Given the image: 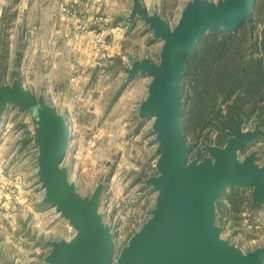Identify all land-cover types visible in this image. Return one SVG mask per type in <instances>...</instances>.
Segmentation results:
<instances>
[{"label": "rangeland", "instance_id": "1", "mask_svg": "<svg viewBox=\"0 0 264 264\" xmlns=\"http://www.w3.org/2000/svg\"><path fill=\"white\" fill-rule=\"evenodd\" d=\"M143 1L149 13L161 14L174 27L185 5L193 0ZM4 12L5 7L0 17V83L10 85L17 78L63 115L71 135L62 162L68 179L82 197H90L103 185L102 221L116 243L127 244L154 208L157 191L145 180L157 174L158 160L154 118L139 115L151 78L133 77L127 70L144 58L158 63L163 42L153 38L147 24L135 19L126 27L119 49L97 56L74 72L69 64H62L56 76L45 82L36 62L22 63L18 56L21 34L3 20ZM256 123H244L243 129L251 130ZM38 135L28 114L9 107L0 133V264H41L50 251L48 241L65 239L72 245L77 236L66 219L42 203L44 193L36 175ZM191 142L196 144L187 153L189 161L208 156L206 146L214 145L186 139ZM251 153L257 155L258 166L264 165V136L253 139L238 159ZM245 195L252 196V189L247 188ZM243 206L226 223L218 224L217 218L216 223L220 237L247 254L264 247V206Z\"/></svg>", "mask_w": 264, "mask_h": 264}, {"label": "water", "instance_id": "2", "mask_svg": "<svg viewBox=\"0 0 264 264\" xmlns=\"http://www.w3.org/2000/svg\"><path fill=\"white\" fill-rule=\"evenodd\" d=\"M256 1L193 0L170 27L161 14L149 13L140 0H133L128 19L147 24L153 38L163 42L158 63L144 58L127 70L130 76L151 78L139 115L154 118L157 174L145 182L157 196L151 216L116 258L112 232L99 213L103 185L82 197L62 165L71 140L65 118L17 78L10 85L0 83V133L9 107L31 117L39 130L36 175L44 193L42 203L66 219L77 235L72 245L65 239L48 241L50 251L41 264H264V247L243 254L220 237L215 207L232 187L251 188V207L264 206V165H257L255 153L238 159V153L264 136V130L257 122L245 131L240 119L225 146L207 145L208 156L189 161L187 153L196 142L186 143L184 137L179 84L185 59L203 33L233 32L249 23Z\"/></svg>", "mask_w": 264, "mask_h": 264}, {"label": "trees", "instance_id": "3", "mask_svg": "<svg viewBox=\"0 0 264 264\" xmlns=\"http://www.w3.org/2000/svg\"><path fill=\"white\" fill-rule=\"evenodd\" d=\"M252 19L233 32H204L187 55L179 80L185 140L223 147L240 119L264 126V0L256 1ZM246 189L232 187L216 200L218 224L252 203Z\"/></svg>", "mask_w": 264, "mask_h": 264}, {"label": "crops", "instance_id": "4", "mask_svg": "<svg viewBox=\"0 0 264 264\" xmlns=\"http://www.w3.org/2000/svg\"><path fill=\"white\" fill-rule=\"evenodd\" d=\"M132 5L133 0H5L3 20L13 30L19 29L22 63L36 62L46 82L62 64H69L74 72L97 56L119 49L131 25L127 18ZM101 28L107 43L96 45L92 37ZM10 39L9 45L12 35Z\"/></svg>", "mask_w": 264, "mask_h": 264}, {"label": "built area", "instance_id": "5", "mask_svg": "<svg viewBox=\"0 0 264 264\" xmlns=\"http://www.w3.org/2000/svg\"><path fill=\"white\" fill-rule=\"evenodd\" d=\"M4 6H5V0H0V17L2 15ZM106 35L107 34H106L105 29L101 28L98 31L94 32V35L92 37V42L95 43L96 45L103 44L106 40ZM113 241H114L115 258H116L118 256L120 249L124 246V244L119 245L118 243H116L114 238H113Z\"/></svg>", "mask_w": 264, "mask_h": 264}]
</instances>
